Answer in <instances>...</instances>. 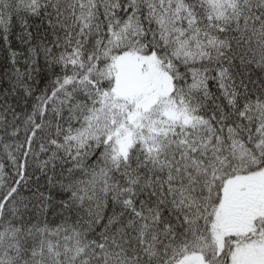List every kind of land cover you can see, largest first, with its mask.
I'll return each instance as SVG.
<instances>
[{
	"label": "snow or ice",
	"instance_id": "obj_1",
	"mask_svg": "<svg viewBox=\"0 0 264 264\" xmlns=\"http://www.w3.org/2000/svg\"><path fill=\"white\" fill-rule=\"evenodd\" d=\"M0 264H264V0H0Z\"/></svg>",
	"mask_w": 264,
	"mask_h": 264
}]
</instances>
